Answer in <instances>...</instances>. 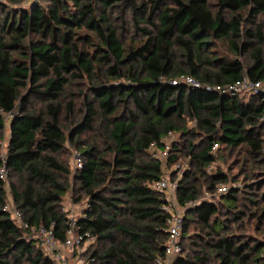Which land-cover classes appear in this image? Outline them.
Returning <instances> with one entry per match:
<instances>
[{"label":"trees","instance_id":"1","mask_svg":"<svg viewBox=\"0 0 264 264\" xmlns=\"http://www.w3.org/2000/svg\"><path fill=\"white\" fill-rule=\"evenodd\" d=\"M22 2H0V147L6 126L9 134L0 151V264H53L29 229L64 240L70 177L76 202L82 195L86 203L79 233L96 243L86 263L154 264L168 217L152 189L163 173L150 145L161 150L169 132L181 142L163 161L183 154L192 166L175 191L182 239L199 226L208 240L192 259L182 248L174 264H264V92L228 96L171 84L189 76L227 86L245 76L264 87V0H37L28 9ZM127 30L139 38H124ZM82 84L77 122L71 89ZM65 144L82 162L74 173L61 157ZM222 149L243 158L236 165L256 183L201 201L239 182L210 171ZM6 180L27 229L4 211Z\"/></svg>","mask_w":264,"mask_h":264},{"label":"built area","instance_id":"2","mask_svg":"<svg viewBox=\"0 0 264 264\" xmlns=\"http://www.w3.org/2000/svg\"><path fill=\"white\" fill-rule=\"evenodd\" d=\"M3 0H0L2 2ZM37 0H27L28 4L32 2H36ZM171 84L174 86H177L179 84H183L192 88H202L205 91L213 92L218 95H236L241 94L242 92L247 93H256L257 91L264 92V87H262L259 83H252L250 82L245 76H243L242 79L235 82L234 84H230L227 86H208V85H202L199 84L197 81H195L192 77L189 76H181L177 80L171 81ZM177 135L173 132H169L161 139V144L163 145V148L161 150L157 149V146L155 143L150 145V152L152 154V157L159 159L160 161H163L166 159L167 154L170 150L171 145L176 141ZM216 148V145L213 146V150ZM3 158V155H2ZM72 170L73 173L82 167V162L80 158L77 155H73L72 157ZM6 179V170L3 167L0 170V180ZM239 185L236 183L231 184L230 186L225 185H219L216 189L217 195L225 194L230 189H238ZM177 183L171 182L170 179L166 174H163L157 181H155L152 184V189L159 194L162 195V197L165 200V205L163 207V210L167 214V228H166V235H167V241L164 245V251L163 256L158 257L154 260V264H172L173 258L181 252V249L178 244V240L181 235V229H182V223H183V213L180 211V207L178 206L176 202V191ZM194 204L190 203V206H193ZM183 210V209H182ZM4 211L8 212L10 215L11 221L15 224L17 228L20 229H27V224L23 221L21 215L18 211L15 209L11 210L6 205L4 207ZM61 212L65 215L68 213V209H66L64 206H61ZM66 216L67 220V228L65 230L64 234V240L59 243L57 242L50 230H47L43 227H39L37 229L30 228V232L33 234V238L36 239L37 243L40 246H44L45 244H48L50 242H56L58 245L68 251L69 253H72L73 250H75L74 253H72L71 258L73 259V264H87L83 261V252L81 250V247L84 245L85 242L92 241L90 237H88L87 234H80L77 226V220L73 216ZM260 257L264 259V248L260 254ZM175 259V258H174ZM56 260H58L61 263H64L65 260L63 257L56 256Z\"/></svg>","mask_w":264,"mask_h":264},{"label":"rangeland","instance_id":"3","mask_svg":"<svg viewBox=\"0 0 264 264\" xmlns=\"http://www.w3.org/2000/svg\"><path fill=\"white\" fill-rule=\"evenodd\" d=\"M22 7H24V9H28V2L27 0H23L22 2ZM260 20H263L262 18ZM137 35H134V33L131 30H127V32L124 34V38H128L131 37L135 40H137L139 37H136ZM84 90V91H83ZM72 93L74 95L71 96L70 99H74V103H75V117L74 120L75 121H80V119L83 116V96L79 95V92H83V94L85 95L86 90H85V86L84 84L82 85H77L72 87L71 89ZM240 97H248V93L247 92H242L240 94ZM4 120L7 122L9 120L8 116L4 117ZM64 126H66V130L65 132V136L68 137V127H67V123H64ZM189 128L194 129V125L192 123L188 124ZM95 135V133H92L90 135L88 134H84L83 136H81L82 141H87L89 138H93V136ZM8 127H5L4 130V136L3 139L1 140V147H0V151L1 154H4L6 146H7V142H8ZM177 138L179 140V136L177 135ZM179 142H181L179 140ZM180 148L182 149L181 144L179 145ZM185 151V149L183 150ZM76 150L70 146L69 144H65V149L62 153V160L65 162H71L72 161V157L73 155H76ZM217 156H219V160H217V163H215V165L211 166V170H215L217 168H220V170L224 173L227 174L228 176H235L236 178H239V182H237L236 184L239 185L238 189L242 192H245L246 188H244L245 186L251 185L254 186L256 183V179H254L253 181L251 180L249 183L245 182L244 180V176H242L241 174V170H240V165L237 166L236 162L239 159V161H243V158L241 157H236L237 154H231L229 153L228 150H221L219 151L217 154ZM246 167V165H245ZM190 170H192V166H191V162L190 159L186 156H184L183 154L178 156V159L176 160L175 163L171 164V165H166L165 161H162V173L166 174L168 176V178L170 179L171 182H176L178 183V180L181 179V177L186 173L189 172ZM243 180L242 183H240V181ZM233 184V183H231ZM231 184H227L225 186H230ZM69 189L65 195V197L63 198L62 201V206H64L66 209H68V213H66L65 215L68 216H73L74 218L78 219L79 217H81V212L82 209L85 207V198H82L81 195V201L80 202H76V200L79 198L80 194L77 191V185L74 183V181H72V178H69ZM5 194H6V203L5 205L10 208L11 210L14 209L13 207V201H12V197H11V192H10V186H9V181L6 180L5 183ZM218 197L219 195H217V192H213L211 194L208 193H203L202 195V199L201 201H211L212 203H217L218 202ZM181 213L184 214V209L182 210V208H180ZM223 214L224 212H221L220 215L218 216L219 220H224L223 218ZM249 234L254 235V233L252 232L251 228L249 227ZM205 238L207 239V237L205 236V233L201 232L199 230V226H191L189 229V233H188V237L185 239H182V236L180 235V238L178 240V244L179 247L181 249L182 252V248H184V254L183 256H189V258L192 259L193 255H198L199 251L202 250L201 248L204 247L205 242L208 240H205L204 242L202 241ZM36 240V239H35ZM38 247L42 249V252L45 256V258L49 259L53 264H73V259L71 258L72 253L75 252V250L72 251V253H69L68 251L62 249L58 243L56 242H50L48 244H45L44 246H40L37 243ZM183 245V246H182ZM195 245H198V247H195ZM182 246V247H181ZM96 247V243L94 240L89 241V242H85L84 245L81 247V250L83 252V256L85 254V258L83 257V261L86 262V256L88 253H90L91 251H93ZM180 252V253H181ZM177 254L174 258H176L177 256L180 255ZM56 256L59 257H63L65 262L61 263L58 260H56ZM173 258V263L175 262V259ZM190 259V260H191ZM216 262V261H215ZM27 264V263H26Z\"/></svg>","mask_w":264,"mask_h":264}]
</instances>
